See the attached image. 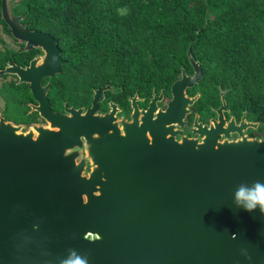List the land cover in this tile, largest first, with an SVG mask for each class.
Returning a JSON list of instances; mask_svg holds the SVG:
<instances>
[{"label":"water","instance_id":"95a60500","mask_svg":"<svg viewBox=\"0 0 264 264\" xmlns=\"http://www.w3.org/2000/svg\"><path fill=\"white\" fill-rule=\"evenodd\" d=\"M15 6L0 0V19L23 52L38 54L26 66L6 62L0 75L27 85L42 123L0 116V264H62L69 249L89 264H264V218L234 204L237 185L264 181V138L242 135L256 127L244 114L237 127L225 122L222 100L209 127L194 118L192 137L183 135L197 62L188 59L191 75L180 70L163 110L160 92L145 109L129 98L128 121L113 103L100 114L105 86L86 110L63 103L55 113L48 82L64 61Z\"/></svg>","mask_w":264,"mask_h":264},{"label":"trees","instance_id":"16d2710c","mask_svg":"<svg viewBox=\"0 0 264 264\" xmlns=\"http://www.w3.org/2000/svg\"><path fill=\"white\" fill-rule=\"evenodd\" d=\"M11 2L16 5L13 14L23 16L28 30L56 40L64 64L49 80L46 97L53 111H60L63 102L88 107L91 91L106 85L117 91L123 108L134 93L145 105L152 89L169 98L170 85L181 69L190 72L191 59L201 72L202 102L216 107L215 87L229 89L224 99L232 102L236 118L245 112L249 121L264 123V51L256 42L264 41V0ZM0 33L14 41L1 19ZM248 41L252 53L246 51ZM35 52L0 50V69L7 61L26 65ZM4 84L3 120L8 109L17 107L21 120L10 118L14 124L37 122L35 112L26 114L27 104L33 103L27 85L15 80Z\"/></svg>","mask_w":264,"mask_h":264},{"label":"flooded vegetation","instance_id":"af4514ba","mask_svg":"<svg viewBox=\"0 0 264 264\" xmlns=\"http://www.w3.org/2000/svg\"><path fill=\"white\" fill-rule=\"evenodd\" d=\"M16 16H21V15H16ZM22 24H25V23H22ZM256 42H258L260 44L259 45V49L264 51V41H256ZM13 43L15 44L16 49H19L21 47V51H22V48H23V45L22 44H18L15 41H13ZM248 43H249L248 44L249 48H248V50L246 48L245 49H246V51L248 53H252L254 50L252 49V47L250 45V41H248ZM35 51H36L35 52V55L38 54V51L37 50H35ZM262 53H264V52H262ZM7 62H9V61H7ZM11 63H13V62H11ZM26 65H23V66H26ZM190 68H191V66H190ZM185 73L191 75L192 74V69L190 70V72H185ZM179 75H180V73H179ZM7 76H9V75H7ZM10 77L12 78L13 81L15 80V83H16V78L13 77V76H10ZM199 81H200V79L190 89H186L185 90V93H186V96L187 97L191 98L193 96H196V98H195V101L193 102V104L188 107V113L184 117L185 124H184V126L182 128V133H183L184 136H186L188 138L192 137V135L189 132V130L191 129V126H192V123H193L194 118H196L197 123H199L201 126H204L205 125V127H209L211 125V121L216 120L215 110H217L221 106V104H222L221 100H222L223 103H224V107H225L224 108V111H222V117H223V120L225 122H227L230 118H233V121H234V124H235L233 126L237 127L239 125V121H240V118H241L242 114H244L243 123L244 124H256V127L255 128H251L250 126H246L244 129H241L242 135L249 136L250 138H264V135L262 133V132H264V131H262V130H264V123H259V122H256V121H249L247 119V117H246L245 112H242L239 118H236L232 114V107H231L232 106V102L230 101V104H231L230 105L228 103V101H226L224 99V96H225L226 92L229 89H223V90H221L218 86L215 87V89H216V94L215 95H217V96H214V98L216 99V97H217L218 102H219L216 107H212L209 104H207L206 102H202V98L203 99H205V98L201 94V85H200ZM46 82H48V79L47 78H43L41 80V85H44ZM108 87H109V89H107V90H105L103 92V99H102V101L97 104V106H98L97 107L98 113H100V114L106 113L108 111L107 104L108 103H113L115 105L116 110L119 111V113L116 112V114H115L116 117H122L126 121H128V117H129V114H130V111H131L130 108H129V101L128 100L132 96L135 95L136 98L138 99L136 101V106H137L138 109H145L146 108L149 99L152 97V94L156 96V95H158L161 92V94H162V102L159 103V104H157V106L160 107L162 110L164 109L166 102L170 98V95H169V98H165L164 99V96H163V93H162L161 90L158 92V94H155L154 91H153V89H152L150 96L147 98V101L145 102V105H143L145 99L144 98H139L137 96V94L134 93L133 95L126 97V103H127V105H126V108H123V106L121 105V102H119L118 99L116 98V95L115 94H116L117 91H115V89H113V88H110V86H108ZM92 91H91V93H92ZM106 93H108V94H106ZM110 96H112V97H110ZM90 97H91V94H90ZM63 103H65V102H63ZM63 103H62V109L60 111H53L51 108L50 109L53 112H55V113H62ZM32 104H34V102L27 104L28 112H26V114L34 113L29 108ZM102 104H104L105 109L100 108L102 106ZM66 107H69V106L66 105ZM77 108H83L84 110H86L87 108H89V106L88 107L80 106V107H76L75 109H77ZM39 123L41 124L42 123V120H40V118L38 117V123L35 122V124H39ZM193 138H195V136H193ZM236 138H237V134L235 132L230 133V139H233L234 140Z\"/></svg>","mask_w":264,"mask_h":264},{"label":"clouds","instance_id":"9594fccd","mask_svg":"<svg viewBox=\"0 0 264 264\" xmlns=\"http://www.w3.org/2000/svg\"><path fill=\"white\" fill-rule=\"evenodd\" d=\"M234 204L237 209L248 213L258 209L261 217L264 218V181L255 180L250 185L246 183L237 185ZM98 238V236L92 237V239ZM232 238L235 239V234ZM244 254L247 255V253ZM62 264H89V261L87 255H82L75 249H69L68 257L62 260Z\"/></svg>","mask_w":264,"mask_h":264},{"label":"rangeland","instance_id":"374dc122","mask_svg":"<svg viewBox=\"0 0 264 264\" xmlns=\"http://www.w3.org/2000/svg\"><path fill=\"white\" fill-rule=\"evenodd\" d=\"M3 49H12V50H15L16 49V46H15V44L13 43V41L9 37L4 36V35H2L0 33V50H3ZM10 81H13L10 76H7L6 78H1L0 77V87H1L2 84L5 85L4 83L10 82ZM3 103L4 102H3L2 97L0 95V116H1V113L3 112V110H5V107H4V104ZM4 116H8V117H6V120L5 121L13 122V121L10 120V118H17L18 119L21 116L20 115V110L17 107H15L14 109L12 108V110L11 109H8L6 111V114H4ZM37 123H38V121H37Z\"/></svg>","mask_w":264,"mask_h":264}]
</instances>
